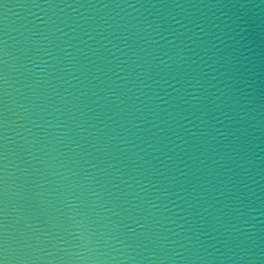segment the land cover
<instances>
[{"label": "water", "instance_id": "1", "mask_svg": "<svg viewBox=\"0 0 264 264\" xmlns=\"http://www.w3.org/2000/svg\"><path fill=\"white\" fill-rule=\"evenodd\" d=\"M0 264H264V0H0Z\"/></svg>", "mask_w": 264, "mask_h": 264}]
</instances>
